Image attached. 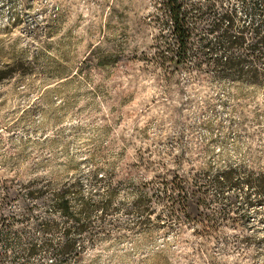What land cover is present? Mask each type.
Masks as SVG:
<instances>
[{
    "label": "rangeland",
    "instance_id": "rangeland-1",
    "mask_svg": "<svg viewBox=\"0 0 264 264\" xmlns=\"http://www.w3.org/2000/svg\"><path fill=\"white\" fill-rule=\"evenodd\" d=\"M223 1L235 19H260ZM157 2L0 0V213L49 215L50 201L28 193L78 181L76 209L111 197L79 264H264L263 204L238 201L236 222L204 230L168 218L150 190L175 173L256 167L264 151V85L195 72L169 81L151 64ZM239 187L224 193L241 199Z\"/></svg>",
    "mask_w": 264,
    "mask_h": 264
},
{
    "label": "trees",
    "instance_id": "trees-1",
    "mask_svg": "<svg viewBox=\"0 0 264 264\" xmlns=\"http://www.w3.org/2000/svg\"><path fill=\"white\" fill-rule=\"evenodd\" d=\"M238 1L250 5L251 18L260 19H235L237 9L231 1L204 5L196 0H158L156 20L160 32L153 45L151 64L162 69L169 81L181 72H195L264 85V0ZM240 127L249 136L255 135L256 129L244 117ZM253 162L256 167H227L214 173L202 170L191 178L175 173L171 178H159L150 190L162 202L168 218L213 229L219 222L235 221L232 213L240 209L238 201L249 206L264 205V151ZM103 181V177H94L95 184ZM104 184L110 186L108 182ZM239 185L245 188L241 199L227 195ZM80 187L78 181L42 183L28 193L38 200L50 201L46 216L32 217L33 209L20 217L0 213V264H79L87 243L101 230V225H96L95 212L111 211V197L102 202H82L78 209L74 208L71 199ZM214 189L220 192L214 194ZM213 202H223L220 211L213 209ZM191 205L196 214L189 211ZM134 209L148 212L139 205ZM32 218L36 226L29 229Z\"/></svg>",
    "mask_w": 264,
    "mask_h": 264
}]
</instances>
